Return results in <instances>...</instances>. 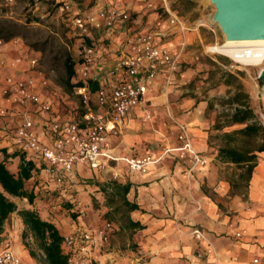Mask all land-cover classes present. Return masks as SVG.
<instances>
[{"label":"crops","instance_id":"1","mask_svg":"<svg viewBox=\"0 0 264 264\" xmlns=\"http://www.w3.org/2000/svg\"><path fill=\"white\" fill-rule=\"evenodd\" d=\"M81 5L80 0H73L71 12L85 16L98 7L112 5L127 11L131 17L128 24L118 25L112 31H93L90 34L98 49V59L90 78L108 91L119 78L110 73L115 57L130 52V42L137 34L151 31L161 21L159 30L164 34L163 44L175 49L181 42V32L168 21L164 8L167 5L170 9L168 0L165 4L163 0H95L91 7L82 8ZM188 28L183 59L186 63L189 60L188 48L193 44L196 32ZM24 53L12 42L3 46L0 73L33 81L40 104L52 105L51 114L42 113L40 105L28 108L37 127L55 118L71 120L80 108L79 97L70 99L51 80L48 87H43L27 61L11 68L9 64L25 57ZM188 76L189 73L183 71L170 84L162 76L151 86L146 103L131 113L120 133L110 139L112 155L118 161L103 162L98 168L75 166L74 172L65 181V192L68 193L65 198L70 200L71 211L78 212L77 218L70 216L66 209L60 211L59 206H47L41 201L31 205L23 199L22 206L17 201L20 198H12V201L19 210H34L43 220L55 224L63 237L80 228L95 233L107 222L104 217L109 211L104 205L107 198L103 187L112 193L108 184H128L131 188L127 199L139 206V210L132 212L130 217L143 228L128 230L119 223L114 225L108 242L97 237L92 254L96 264H264V152H256V166L250 178L245 165H240L241 172L245 169L243 174H247L248 179L242 187L244 190L233 193L232 183L223 173L224 166L229 163L220 160L219 150L211 142V121L206 116L208 103H197L191 97L181 99L180 88L187 82ZM166 109L178 122L188 127L195 149L208 158L206 166L190 173L188 160L181 159L177 150L181 143L176 138L168 141L166 136L163 137L162 123L167 116ZM148 110L153 115L145 121ZM16 120L19 121L18 116ZM176 134L178 130L175 128ZM6 144L0 141V148ZM155 148L159 150L160 160L150 165L144 174L131 171L122 160L143 158ZM6 161L9 169L18 171L21 161L16 156ZM38 176L44 181L48 178L42 171ZM94 204L101 206L95 207ZM194 228L205 231L211 245L210 254L206 252L207 246L192 236ZM235 230H246L247 235L237 240L232 236ZM126 234L127 243L121 246L115 244L116 237ZM0 240L14 243L23 264H41L39 259L43 254L38 247H33L36 241L18 212L13 213L1 227ZM31 252L37 258H33ZM255 259L258 263H253Z\"/></svg>","mask_w":264,"mask_h":264},{"label":"built area","instance_id":"2","mask_svg":"<svg viewBox=\"0 0 264 264\" xmlns=\"http://www.w3.org/2000/svg\"><path fill=\"white\" fill-rule=\"evenodd\" d=\"M18 1L20 0H0V9L8 8ZM35 1H44L57 7L61 13L67 15L72 28L79 31L82 37L72 79L75 85L83 83L74 87L80 108L71 120L55 118L38 128L28 108L40 105L42 113L51 114L52 105L40 104L39 95L33 89V81L0 73V141L7 143L1 148L8 150L10 157L7 159L16 156L20 161L22 157L26 162L33 161L39 170L37 176L41 171L48 176L45 181L38 176L44 186L63 188L76 165L98 168L103 162L119 160L112 155L111 137L118 135L125 119L146 103L151 86L160 77L163 76L170 84L182 72L187 48L186 33L189 28L177 13L165 5L169 23L182 34L181 42L175 49L164 45V34L159 30L162 22H158L151 31L137 34L132 39L129 53L115 57L110 73L119 78L112 89L108 91L98 84L97 91L93 92L88 81L93 80L90 73L96 65L98 49L90 34L93 31H112L118 25L128 24L131 20L129 13L112 5H104L88 15H74L70 8L73 0ZM2 44L0 41V52ZM40 59L37 55H26L12 61L9 66L14 69L23 61H27L39 83L48 87L50 79L40 69ZM152 115V111L148 110L145 121L150 120ZM17 116L19 121L16 120ZM176 139L181 143L177 149L180 158L188 160L190 173L208 164V158L195 149L192 135L185 124L178 125ZM122 160L128 164L131 171L144 174L160 157L151 152L143 158ZM112 229L113 225L106 222L95 233L80 228L64 236L62 253L66 257V264H96L92 255L96 238L108 242ZM191 233L197 242L207 246L206 252L210 254L211 245L205 231L194 228ZM246 235V230H235L232 233L237 240H242ZM253 263H258V260L255 259ZM0 264H23L11 240H0Z\"/></svg>","mask_w":264,"mask_h":264},{"label":"rangeland","instance_id":"3","mask_svg":"<svg viewBox=\"0 0 264 264\" xmlns=\"http://www.w3.org/2000/svg\"><path fill=\"white\" fill-rule=\"evenodd\" d=\"M95 0H80L82 8L93 5ZM188 1V0H187ZM171 11L184 20L185 24L195 29L193 44L188 48L189 60L184 62L182 72H188L187 82L180 88L181 99L191 97L195 101L208 103L207 118L211 121V142L218 150L230 145L241 150L254 151L260 145L249 137L227 135L243 129L246 124H232V115L235 109L247 105L254 118L251 123L257 122L264 129V82L260 79L262 68L247 67L235 63L230 58L211 53L208 48L223 44L226 39L220 27L213 21L215 7L210 0H168ZM165 4V2H164ZM163 11V10H162ZM161 11V12H162ZM199 31V34L197 33ZM16 35L5 42L8 35ZM0 35L3 42L1 49L8 43H14L24 50L23 55H37L40 59V69L46 77L59 86L70 99H78L72 92H67L60 83L67 77V63L69 57L75 61L81 44L79 31L72 28L67 15L51 3L35 0H20L16 4L0 9ZM236 95H239L235 99ZM77 97V98H76ZM233 99V100H232ZM78 102L79 99H78ZM162 123L165 139H175V128L183 124L178 122L169 109ZM151 149V148H150ZM157 148L152 152L157 153ZM242 166L229 163L224 166L223 173L231 181L233 193L244 190L243 185L248 179L247 174L241 172ZM31 190V187L28 189ZM22 206L23 199H18ZM40 201V200H37ZM35 201V202H37ZM52 206L50 203H45ZM107 201L104 202L106 206ZM113 205V209L119 205ZM100 207L101 204H94ZM120 219V216L116 217ZM114 227L116 221H107ZM119 246L127 243V234L116 237ZM37 249L38 245L33 246Z\"/></svg>","mask_w":264,"mask_h":264},{"label":"trees","instance_id":"4","mask_svg":"<svg viewBox=\"0 0 264 264\" xmlns=\"http://www.w3.org/2000/svg\"><path fill=\"white\" fill-rule=\"evenodd\" d=\"M182 2H189V0H182ZM174 12V11H173ZM175 13H177L175 11ZM16 35L10 34L5 38V42L10 41ZM2 35H0V39ZM2 40V39H1ZM87 44H90L87 42ZM75 61L70 57L67 65V77L65 81L60 85L67 92L74 94V87L80 86V84H73L72 79L75 75ZM88 84L95 92L98 89V83L93 80H89ZM239 95H236L237 99ZM233 100V99H232ZM254 118L252 112L247 108V105L238 107L235 109L232 115V124H246L243 129L228 134V138H232V141L236 140L234 136L249 137L260 145L254 151L241 150L237 147H231L230 145L224 146L219 150L220 160L233 163L237 165H245L249 178L251 177L253 170L256 166L257 155L256 152H264V129L257 122L251 123ZM8 150L6 148L0 149V229L6 220L15 212H18L22 217L28 231L32 234L36 241L39 250L42 252V257L39 259L41 264H66V257L62 253V241L63 236L56 227L55 224L49 221L43 220L39 214L34 210L24 209L19 210L18 205L12 201V198L27 199L29 204H34L35 201L40 200L43 203H50L52 206H59L60 211L66 209L69 211L70 216L74 219L77 218L78 212L71 211L70 200L65 197L68 193L65 192V187L47 189L40 183L37 176L38 168L33 161H24L21 158L18 171L14 172L7 166L6 159L9 158ZM112 189V193H108L107 187H103V192L107 198L108 204L106 207L109 209L105 215L107 221H116L117 224L121 223L128 230H139L143 226L134 222L130 214L139 210V206L132 204L127 199V194L130 191V185H119L116 182L108 184ZM29 187L31 190L29 191ZM64 196V197H63ZM113 209V205H116ZM120 216V219L116 217ZM33 258H37L34 252H31Z\"/></svg>","mask_w":264,"mask_h":264},{"label":"water","instance_id":"5","mask_svg":"<svg viewBox=\"0 0 264 264\" xmlns=\"http://www.w3.org/2000/svg\"><path fill=\"white\" fill-rule=\"evenodd\" d=\"M213 21L228 41L264 40V0H210ZM264 82V70L260 74Z\"/></svg>","mask_w":264,"mask_h":264},{"label":"bare ground","instance_id":"6","mask_svg":"<svg viewBox=\"0 0 264 264\" xmlns=\"http://www.w3.org/2000/svg\"><path fill=\"white\" fill-rule=\"evenodd\" d=\"M208 50L211 53L226 56L242 66L264 67V40L228 41L225 39L223 44L209 47ZM261 93L264 96V91Z\"/></svg>","mask_w":264,"mask_h":264}]
</instances>
